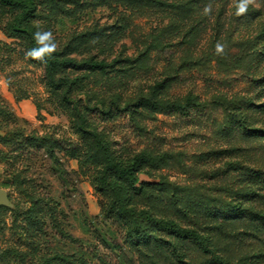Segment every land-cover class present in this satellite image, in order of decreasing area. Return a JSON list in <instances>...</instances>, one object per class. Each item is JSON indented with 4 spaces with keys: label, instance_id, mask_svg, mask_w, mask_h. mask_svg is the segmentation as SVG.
Segmentation results:
<instances>
[{
    "label": "rangeland",
    "instance_id": "rangeland-1",
    "mask_svg": "<svg viewBox=\"0 0 264 264\" xmlns=\"http://www.w3.org/2000/svg\"><path fill=\"white\" fill-rule=\"evenodd\" d=\"M38 2L36 22L53 33L57 49L95 31L73 55L121 59L113 69L92 73L85 79V89L91 104L100 107L102 101L113 109L109 116L95 107L91 115L118 153L128 156L148 148L171 155L168 165L155 170L153 177L144 175L145 180L157 181L162 174L182 187V196L194 199L204 194L230 198L233 190L249 184L254 191L246 202L264 208L260 177L264 135L245 133L235 124L229 127L223 108L213 102L217 95L264 101V52H256L248 43L264 20V0H254L241 15H237L239 0H227L222 6L202 3L182 12L118 0ZM251 9L260 17L253 18ZM10 18L0 5V105L16 117L5 121L0 116V135L17 130L53 138L59 165L43 149L0 142V187L12 202L0 212V252L6 255L1 264H39L41 256L54 253L83 255L88 264H141L130 250L124 224L105 214V198L94 187L92 166H82L69 155L71 149L81 148L82 139L59 97L46 85L43 67L28 57L25 40L7 33ZM218 42L226 45L223 54H217ZM137 57L139 61L133 63ZM165 78L166 95L191 92L207 105L187 113L137 114L133 119L126 103ZM78 98L88 102L85 93ZM253 114V126L264 129V111ZM18 170L29 179L23 185L12 181L11 172ZM31 186L54 206V213L48 212L42 229L28 238L24 212L31 204ZM233 224L228 225L231 235H225L224 241L230 242L236 256L264 253V229L258 222L244 216ZM31 238L40 242L37 249L28 244ZM188 253L194 264H207L197 250L190 248ZM256 259L253 263L264 264V255Z\"/></svg>",
    "mask_w": 264,
    "mask_h": 264
},
{
    "label": "trees",
    "instance_id": "trees-1",
    "mask_svg": "<svg viewBox=\"0 0 264 264\" xmlns=\"http://www.w3.org/2000/svg\"><path fill=\"white\" fill-rule=\"evenodd\" d=\"M38 1L0 0V5L11 14L6 25L7 33L23 38L27 53L40 47L34 39V33L44 31L36 22L39 14ZM118 1L135 7L166 6L182 12L193 10L202 3L212 5L219 2L222 6L227 0ZM249 13L253 18L260 17L256 10L251 9ZM94 32H90L92 36L81 34L74 37L62 49L56 48L50 57L46 55L43 60L28 57L43 67L46 85L59 97L61 105L67 110L73 128L83 142L78 151L71 149L68 153L71 157L78 158L82 166H92L94 187L105 198V214L124 224L133 256H137L141 264H194L188 255L189 249L192 248L205 256L204 262L207 264H255L253 261L257 262L256 258H260L264 253L253 252L251 255L236 256L230 242L224 241L225 235H231L228 225H234L233 223L240 217L248 216L264 229V208H257L245 200L254 191L251 185L247 184L237 191L233 190L234 194L230 198L211 194H204L197 199L182 196V187L172 183L162 174L158 175L157 181L143 178L144 175L153 177L155 170L168 165L172 159L169 153L144 148L131 155L122 156L114 148L108 134L94 123L91 112L98 105L90 103V96L85 89V79L96 71L105 72L113 69L121 61L120 58L108 61L94 56L73 55L79 45L94 37ZM248 43L257 49L256 52L260 54L264 52V20ZM139 59L140 57H137L132 61L135 63ZM72 71L82 73L72 76ZM167 79L156 81L150 85L147 93H140L133 101L126 103L124 108L133 119H136L137 114L164 111L187 113L207 105L191 92L185 96L166 95ZM262 80L264 81V76ZM79 93H85L88 102L79 99ZM213 102L223 108L229 127L235 124L245 133L264 135L263 128L253 126L255 115L253 113L257 109L264 111V101L257 103L251 96L228 98L217 95ZM97 108L102 114L114 115L113 109L105 106L102 101L101 106ZM0 116L5 121L16 119L6 105H0ZM0 142L14 148L43 149L46 155L59 165L57 143L51 137L13 130L0 135ZM2 153L5 157L16 158L15 154ZM11 173L12 181L17 185H23L29 180L23 170ZM261 176L264 179V172L260 173ZM28 196L31 204L24 212V229L28 232L29 238L42 229L47 213L49 212L51 216L54 213V206L41 197L32 186ZM4 209L5 207L1 206L0 212ZM37 239L40 240V237ZM36 240L31 238L28 241L32 249L40 246V242ZM5 259L4 252H0V264L1 260ZM39 264L88 263L83 255L54 253L41 256Z\"/></svg>",
    "mask_w": 264,
    "mask_h": 264
},
{
    "label": "clouds",
    "instance_id": "clouds-1",
    "mask_svg": "<svg viewBox=\"0 0 264 264\" xmlns=\"http://www.w3.org/2000/svg\"><path fill=\"white\" fill-rule=\"evenodd\" d=\"M252 3H254V0H239L237 5V15L246 13L248 5ZM34 39L36 40L37 44L40 45V47L29 51L27 53L28 56L32 57L33 59L43 60L46 55L50 57L51 54L55 52L57 45L52 32L37 31L34 33ZM225 47L226 45L218 42L216 44L217 54H223Z\"/></svg>",
    "mask_w": 264,
    "mask_h": 264
},
{
    "label": "water",
    "instance_id": "water-1",
    "mask_svg": "<svg viewBox=\"0 0 264 264\" xmlns=\"http://www.w3.org/2000/svg\"><path fill=\"white\" fill-rule=\"evenodd\" d=\"M1 206H12V202L9 198L8 191L5 188L0 187V207Z\"/></svg>",
    "mask_w": 264,
    "mask_h": 264
}]
</instances>
